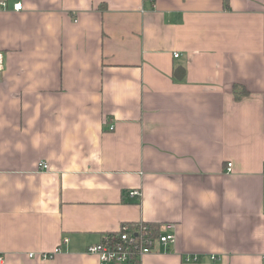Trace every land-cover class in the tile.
Listing matches in <instances>:
<instances>
[{
    "label": "crops",
    "instance_id": "crops-1",
    "mask_svg": "<svg viewBox=\"0 0 264 264\" xmlns=\"http://www.w3.org/2000/svg\"><path fill=\"white\" fill-rule=\"evenodd\" d=\"M0 52V264H264V0H0Z\"/></svg>",
    "mask_w": 264,
    "mask_h": 264
},
{
    "label": "built area",
    "instance_id": "built-area-1",
    "mask_svg": "<svg viewBox=\"0 0 264 264\" xmlns=\"http://www.w3.org/2000/svg\"><path fill=\"white\" fill-rule=\"evenodd\" d=\"M6 6L5 2L1 3ZM15 9H22V3L15 4ZM178 56V54H176ZM4 68L3 53L0 52V71ZM112 125L110 129H113ZM232 163L228 164L227 170H232ZM41 169L48 170L49 164L47 162H40ZM131 197H138L141 195L140 191L132 190L129 192ZM167 227H171L168 225ZM65 242L68 239L64 240ZM176 242V235L170 232H162L159 228L146 223H141L135 228L131 229L129 224H124L119 230L104 233L101 241L90 245L87 248V253L97 255L101 264H131L135 259L142 260L143 256L154 252L156 244L169 245ZM60 248L49 254H42V259L54 257ZM33 253L30 257H34ZM215 259V257H213ZM2 260V257H0Z\"/></svg>",
    "mask_w": 264,
    "mask_h": 264
},
{
    "label": "trees",
    "instance_id": "trees-1",
    "mask_svg": "<svg viewBox=\"0 0 264 264\" xmlns=\"http://www.w3.org/2000/svg\"><path fill=\"white\" fill-rule=\"evenodd\" d=\"M179 69H177L176 71H175V76L176 77H178V78H182L184 75H185V70L184 69H181L182 71H181V73H179V71H178ZM130 225V224H129ZM136 226H134V225H130V228L131 229H133V228H135ZM131 264H142V260H140V259H135L134 261H132L131 262Z\"/></svg>",
    "mask_w": 264,
    "mask_h": 264
}]
</instances>
